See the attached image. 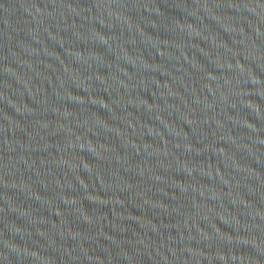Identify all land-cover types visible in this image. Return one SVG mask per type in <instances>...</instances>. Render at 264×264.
Wrapping results in <instances>:
<instances>
[{"label":"water","instance_id":"95a60500","mask_svg":"<svg viewBox=\"0 0 264 264\" xmlns=\"http://www.w3.org/2000/svg\"><path fill=\"white\" fill-rule=\"evenodd\" d=\"M0 264H264V0H0Z\"/></svg>","mask_w":264,"mask_h":264}]
</instances>
